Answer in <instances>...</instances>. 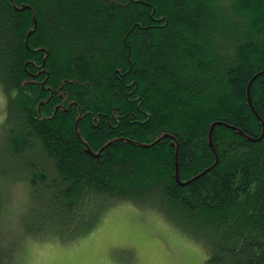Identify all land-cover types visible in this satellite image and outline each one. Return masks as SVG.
I'll use <instances>...</instances> for the list:
<instances>
[{"label":"trees","instance_id":"16d2710c","mask_svg":"<svg viewBox=\"0 0 264 264\" xmlns=\"http://www.w3.org/2000/svg\"><path fill=\"white\" fill-rule=\"evenodd\" d=\"M0 90L25 237L130 204L206 264H264V0H0Z\"/></svg>","mask_w":264,"mask_h":264},{"label":"rangeland","instance_id":"374dc122","mask_svg":"<svg viewBox=\"0 0 264 264\" xmlns=\"http://www.w3.org/2000/svg\"><path fill=\"white\" fill-rule=\"evenodd\" d=\"M5 107L0 90V124ZM4 178L0 173V251L7 264H206L196 243L130 204L113 212L86 240L59 245L29 239L17 226L28 206V188Z\"/></svg>","mask_w":264,"mask_h":264},{"label":"water","instance_id":"95a60500","mask_svg":"<svg viewBox=\"0 0 264 264\" xmlns=\"http://www.w3.org/2000/svg\"><path fill=\"white\" fill-rule=\"evenodd\" d=\"M249 89H250V86L248 87ZM249 102H250V104H251V100L249 99Z\"/></svg>","mask_w":264,"mask_h":264}]
</instances>
